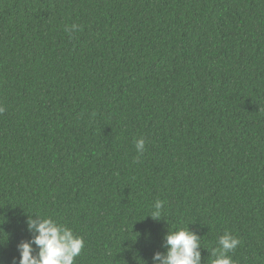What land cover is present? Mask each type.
Instances as JSON below:
<instances>
[{"label":"trees","instance_id":"obj_1","mask_svg":"<svg viewBox=\"0 0 264 264\" xmlns=\"http://www.w3.org/2000/svg\"><path fill=\"white\" fill-rule=\"evenodd\" d=\"M0 107V264L35 214L75 264H151L188 226L202 264L226 231L264 264V0H0Z\"/></svg>","mask_w":264,"mask_h":264},{"label":"clouds","instance_id":"obj_2","mask_svg":"<svg viewBox=\"0 0 264 264\" xmlns=\"http://www.w3.org/2000/svg\"><path fill=\"white\" fill-rule=\"evenodd\" d=\"M65 30L71 33L82 29L73 24ZM3 111L0 107V113ZM145 143L142 137L135 140L138 154H143ZM165 204L166 201L157 200L148 216L160 220ZM26 224L32 235L31 239L22 240L17 245L19 264H75V259L85 247L83 236L52 217L35 214L27 218ZM239 244V238L226 231L218 238L219 247L212 249L211 255L215 257L212 264H235L229 253ZM163 247L166 251L154 253L151 264H202L201 237L189 226L176 231L169 230L164 237Z\"/></svg>","mask_w":264,"mask_h":264}]
</instances>
